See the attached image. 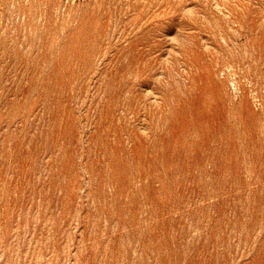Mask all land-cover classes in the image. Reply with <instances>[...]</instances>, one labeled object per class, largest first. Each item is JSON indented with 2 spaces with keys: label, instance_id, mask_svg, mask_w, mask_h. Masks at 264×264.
I'll use <instances>...</instances> for the list:
<instances>
[{
  "label": "rangeland",
  "instance_id": "rangeland-1",
  "mask_svg": "<svg viewBox=\"0 0 264 264\" xmlns=\"http://www.w3.org/2000/svg\"><path fill=\"white\" fill-rule=\"evenodd\" d=\"M0 264H264V0H0Z\"/></svg>",
  "mask_w": 264,
  "mask_h": 264
}]
</instances>
